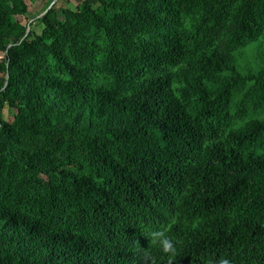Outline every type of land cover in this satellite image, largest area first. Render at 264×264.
Returning a JSON list of instances; mask_svg holds the SVG:
<instances>
[{
	"label": "trees",
	"instance_id": "obj_1",
	"mask_svg": "<svg viewBox=\"0 0 264 264\" xmlns=\"http://www.w3.org/2000/svg\"><path fill=\"white\" fill-rule=\"evenodd\" d=\"M36 1L0 0V264H264V0Z\"/></svg>",
	"mask_w": 264,
	"mask_h": 264
},
{
	"label": "rangeland",
	"instance_id": "obj_2",
	"mask_svg": "<svg viewBox=\"0 0 264 264\" xmlns=\"http://www.w3.org/2000/svg\"><path fill=\"white\" fill-rule=\"evenodd\" d=\"M49 1L50 0H37L33 6L29 3L30 15L26 18L18 17L17 20L19 22H22L23 24H29L30 22L35 23V21H33L32 19L35 16L39 15L45 9V6ZM69 1H70L69 6L71 8H75L79 4L78 2L79 0H69ZM31 30L34 31L36 34H40L42 30V26L40 24H34ZM263 55H264V50H261L258 47H254L253 50L247 54V56L243 58H237L236 62L241 67L257 68L263 65V61H262ZM3 115L6 121H11V118H10V115L7 109L4 111Z\"/></svg>",
	"mask_w": 264,
	"mask_h": 264
},
{
	"label": "clouds",
	"instance_id": "obj_3",
	"mask_svg": "<svg viewBox=\"0 0 264 264\" xmlns=\"http://www.w3.org/2000/svg\"><path fill=\"white\" fill-rule=\"evenodd\" d=\"M153 245H157L161 248L162 252L169 255V264H172L175 255L176 248L174 242L170 237L166 236L162 232H154L151 234V241ZM221 264H228L227 260H222Z\"/></svg>",
	"mask_w": 264,
	"mask_h": 264
},
{
	"label": "water",
	"instance_id": "obj_4",
	"mask_svg": "<svg viewBox=\"0 0 264 264\" xmlns=\"http://www.w3.org/2000/svg\"><path fill=\"white\" fill-rule=\"evenodd\" d=\"M57 2V0L51 5V7L49 8V9H51L53 6H54V4ZM30 31H31V28L30 27H28V29H27V34H29L30 33Z\"/></svg>",
	"mask_w": 264,
	"mask_h": 264
}]
</instances>
